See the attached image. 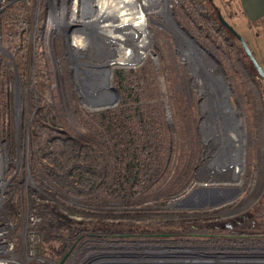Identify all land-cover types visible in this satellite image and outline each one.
<instances>
[{
	"label": "rangeland",
	"instance_id": "374dc122",
	"mask_svg": "<svg viewBox=\"0 0 264 264\" xmlns=\"http://www.w3.org/2000/svg\"><path fill=\"white\" fill-rule=\"evenodd\" d=\"M107 1L79 0L71 12L68 0H0V215L11 222V236L18 241V248L26 214L41 219L32 229L38 244L25 264H38L39 260L65 264L69 258L68 264H84L96 256H101L102 262L109 258L114 264L130 263L115 259L120 254L132 258L143 255L145 261L140 264H170L177 258L170 250L238 256L233 261H242L245 256L250 261L255 256L262 258L257 264H264V245L240 241L236 247L225 243L201 248L194 242L181 244L171 238L162 247L145 248L148 243L111 244L99 237L100 242L75 250L62 262L53 254L59 246L58 237L51 236L53 240L43 243L46 237L40 229L51 206L50 183L45 178L39 181L27 171L36 108L53 111L59 124L55 135L94 143V129L107 128L95 125L81 108L82 101L105 99L114 87L118 70L137 71V76L124 84L130 91V102L122 98L128 106L123 111L129 117L131 107L142 106L147 114L159 109L169 147L165 181L179 190L164 195L156 182L151 185L150 197L130 206L112 202L94 205L67 197L59 209L78 221L91 220L98 213L105 220L115 221L126 213L124 217L131 220L132 229L177 232L182 239L183 233L188 237L192 226L201 223L206 232L236 230L245 239L250 236L256 242L264 240V81L239 42L228 35L222 37L205 22L188 18V0H147L150 10L145 15L132 20L129 15L123 16L130 22L123 20ZM202 1L214 19L221 16L245 41L264 72V30L242 18L236 0ZM20 8L29 19L23 17ZM65 10L66 15L71 14L58 30L57 21ZM112 50L120 58L109 60V69H77L89 66L90 60L95 62L90 56L102 60ZM41 66L47 76L38 78L35 75ZM105 72H112V76L103 97L85 94L77 78ZM41 81L51 85L50 95L37 90L35 84ZM128 119L123 124L129 123ZM178 155L183 162L177 161ZM196 188L232 189L236 195L214 209L174 206ZM165 249L168 251H162ZM184 260L187 262V258ZM249 261L243 264H254Z\"/></svg>",
	"mask_w": 264,
	"mask_h": 264
},
{
	"label": "trees",
	"instance_id": "16d2710c",
	"mask_svg": "<svg viewBox=\"0 0 264 264\" xmlns=\"http://www.w3.org/2000/svg\"><path fill=\"white\" fill-rule=\"evenodd\" d=\"M188 1V7H185L188 18L205 22L222 37L226 38L228 35L236 40L213 18L204 1ZM21 10L23 9L20 8ZM23 11V17L29 19L28 14L25 10ZM23 11L20 14H23ZM250 25L264 30V19L252 21ZM231 43L230 46L234 44ZM114 57L120 58L118 52L114 50L106 53L105 59H102L104 61L96 55L90 56L95 62L90 60L89 66L76 68L91 71L106 70L109 69V60ZM112 63L116 62L112 61ZM37 71L35 76L38 78L47 76L44 66ZM111 76L112 72H105L81 75L77 79L85 94L92 98H100L107 92ZM136 76L137 71L118 70L114 74V87L119 91L120 97L127 102H130L128 93L130 91L129 89L127 91L124 84ZM35 85L43 94L50 95L52 92L51 85L45 82L41 81ZM112 102H121L122 107H128L125 101V104L120 101L118 94L113 92V88L110 94L100 102L86 99L85 103L82 101L81 108L90 114V119L95 125L107 128H95L94 143L86 142L85 144L68 136L55 135L59 124L55 120L53 111L46 110L44 107L36 108L32 123L34 141L31 143V163L27 165V171L34 173L39 181L45 178L50 183L51 206L40 230L46 237L43 238V243L53 240L51 236L58 237L59 246L53 249V254L59 262H62L65 257H71L75 250L81 251L87 246L100 242L97 239L99 237H104L111 244L150 242L152 245L162 247L160 245L167 243L169 238H175L174 242L183 244L191 242L199 232H206L202 230L204 225L200 223L192 226L188 237H185L187 234L183 233L185 239H182L178 237L177 232L150 233L132 229L131 220L124 217L126 213L120 214V217L114 219L115 221L105 220L104 215L101 217L100 213L93 216L91 220L78 221L68 217L59 209L61 204L66 203L67 197L94 205L112 202L123 207L130 206L141 198L150 197L153 188L151 185L156 182H158L157 188H161L164 195L179 190L178 187L170 188V183L165 181L168 177L166 151L169 147H167L168 142L159 109L155 113L147 114L143 112L142 106L134 107V109L131 107L130 117L123 111L121 119L112 121L106 116L107 108ZM127 118L129 123L123 124ZM182 158L178 155L177 161L183 162ZM142 214L133 213V215ZM239 243L264 245V240L256 242L255 239L248 237ZM69 260L70 258L65 264H68ZM37 262L45 264L40 260Z\"/></svg>",
	"mask_w": 264,
	"mask_h": 264
},
{
	"label": "built area",
	"instance_id": "2783aa9c",
	"mask_svg": "<svg viewBox=\"0 0 264 264\" xmlns=\"http://www.w3.org/2000/svg\"><path fill=\"white\" fill-rule=\"evenodd\" d=\"M78 1L79 0H68V7H70L71 10L72 8H77ZM107 2L109 3L110 8L115 10V12L121 13V18L123 20H125L123 18L124 15L131 16L130 19L132 20L133 18H139V16L145 15V13L150 10L147 8V0H108ZM158 6L159 5L155 7ZM139 20L140 19L135 20V22ZM1 196L2 195H0V212L3 208V198ZM40 221L41 219H36L33 213L26 214L24 233L22 235L20 247L18 248V241L15 236H11V233L13 232L11 222L8 218L0 215V264H25L28 259H30L29 256L33 254L32 252L38 244L37 242L39 239L36 237V233L32 229H34ZM162 251H168V249ZM170 251L187 252L179 250ZM153 252H159V250Z\"/></svg>",
	"mask_w": 264,
	"mask_h": 264
},
{
	"label": "water",
	"instance_id": "95a60500",
	"mask_svg": "<svg viewBox=\"0 0 264 264\" xmlns=\"http://www.w3.org/2000/svg\"><path fill=\"white\" fill-rule=\"evenodd\" d=\"M207 1L211 3V0ZM217 20L223 27L228 30L229 33L232 34V36L235 37L236 41L239 42L244 54L247 56L257 75L264 81V72L253 57L245 41L223 20L221 16L218 15ZM113 92L118 94L120 101L124 102L120 97L118 91L114 87ZM122 113L123 107L121 105V102H112L111 105H109V108H107L106 116L112 121H118L119 119H121ZM233 195H236V191L234 192V190L232 189L227 190L223 188H196L190 191L186 199L179 201L174 206L188 210H196L202 208L214 209L219 206H224L227 202H229Z\"/></svg>",
	"mask_w": 264,
	"mask_h": 264
},
{
	"label": "bare ground",
	"instance_id": "6f19581e",
	"mask_svg": "<svg viewBox=\"0 0 264 264\" xmlns=\"http://www.w3.org/2000/svg\"><path fill=\"white\" fill-rule=\"evenodd\" d=\"M73 9L74 8H72V10ZM72 10H71V12H73ZM166 11H169V2H167ZM66 12H67L66 10H65V13L62 12V14L60 15L59 20L57 21V27L56 28H58V30L62 26L63 21L66 20L69 17V15L71 14V12H70V13H68V15H66ZM163 27L168 29V30L171 29L170 25H163ZM18 110L21 113V106L20 105L18 106ZM0 179H2L1 171H0ZM1 185L2 186L4 185L3 181H2ZM175 254H176L177 258L174 259V263L170 262V264H187V263H189V264H198L201 261L202 262L208 261L207 264H226V263H228V264H243L244 262H248L249 261V260L245 259L246 256L242 257V261L240 259H239V261H233L238 256L224 255V254L208 255V253H203V252L202 253L175 252ZM186 256H188V257H186ZM107 257H110V256H107ZM132 257L133 256H127V255H121L120 254L119 256L118 255L115 256V259L122 260V261H129L130 263H128V264H140V263H143L145 261L143 255L137 256L135 258H132ZM99 258H101V256H99V257L96 256L95 258L92 257V259H86L84 264H114L113 261L109 262V260H110L109 258L108 259L106 258V260H105L106 262H102V260H100ZM185 258H187V262L185 260L182 261V259H185ZM215 258H217V259H215ZM223 258H224V260L225 259H227V260L224 261V260H222ZM113 259L114 258H111V260H113ZM190 259H192V260H190ZM243 259H245V260H243ZM139 260H141V261H139ZM249 262L254 263V264L261 263L262 262V258L254 256L253 260H250ZM263 263H264V260H263ZM157 264H161V262L160 263L158 262Z\"/></svg>",
	"mask_w": 264,
	"mask_h": 264
},
{
	"label": "flooded vegetation",
	"instance_id": "af4514ba",
	"mask_svg": "<svg viewBox=\"0 0 264 264\" xmlns=\"http://www.w3.org/2000/svg\"><path fill=\"white\" fill-rule=\"evenodd\" d=\"M170 239L171 238H169V240ZM243 240H245V236L236 230H227L226 232L215 230L212 232H199L198 235L197 234L195 235V237L192 239L190 243L194 242L195 245L199 244L201 248H205L213 244L224 245L225 243H233V247H236V243ZM148 244L149 245L145 246V248L157 247L156 245H152L150 242H148ZM187 252L202 253V251H192V250L191 251L187 250Z\"/></svg>",
	"mask_w": 264,
	"mask_h": 264
},
{
	"label": "crops",
	"instance_id": "0c3cea01",
	"mask_svg": "<svg viewBox=\"0 0 264 264\" xmlns=\"http://www.w3.org/2000/svg\"><path fill=\"white\" fill-rule=\"evenodd\" d=\"M242 18L250 24L264 19V0H236Z\"/></svg>",
	"mask_w": 264,
	"mask_h": 264
}]
</instances>
